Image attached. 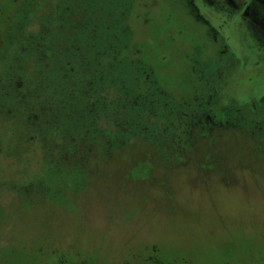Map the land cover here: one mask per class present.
I'll list each match as a JSON object with an SVG mask.
<instances>
[{"label": "rangeland", "instance_id": "obj_1", "mask_svg": "<svg viewBox=\"0 0 264 264\" xmlns=\"http://www.w3.org/2000/svg\"><path fill=\"white\" fill-rule=\"evenodd\" d=\"M196 1L0 0V264H264V165L244 171L233 163L237 152L228 153L224 164L215 161L222 136L204 143L193 128L188 131L198 136L193 146L181 152L183 160L171 156L167 167L151 166L147 148L133 146L109 161L96 159L89 167L73 173L61 168L57 174L59 165L43 164L40 145L28 138L22 122L26 101L20 93L42 86L38 78L47 68L41 62L44 47L29 45L35 37L47 33L50 38L79 7L101 15L102 30L106 15L114 21L125 12L128 46L119 58L138 79L137 92L147 89L150 77L162 95L152 98L151 110L141 118L152 121L153 135L164 133L172 145L166 148L175 155L187 135V127L178 123L181 107L194 90H202L201 78L210 76L202 64L216 63L222 53L216 24L204 23L200 14L208 18L207 10ZM216 1L233 14L244 6L243 0ZM249 4L241 17L264 32V0ZM70 26L64 45L88 46L89 36L74 31L75 22ZM54 67L53 72L63 70ZM244 74L236 72L239 78ZM214 115L220 116L216 109ZM97 125L103 127V119ZM259 133L264 139V130ZM235 136L224 138L228 144L243 140ZM133 170L149 184L135 182Z\"/></svg>", "mask_w": 264, "mask_h": 264}, {"label": "trees", "instance_id": "obj_2", "mask_svg": "<svg viewBox=\"0 0 264 264\" xmlns=\"http://www.w3.org/2000/svg\"><path fill=\"white\" fill-rule=\"evenodd\" d=\"M243 3L244 6H241L238 13L233 14L216 0L196 1L197 7L202 6L199 8H203L205 12L207 10L208 18L203 13L200 14L204 23L210 25L212 20L215 21L222 42V53L216 63L208 60L202 64V69L210 76L201 78L203 81L199 85L202 90H194L187 103L181 107L183 113L178 123L187 127L184 141L186 145L175 146L178 150L175 155L171 154L175 149L170 152L166 148L172 145L170 141L166 142L164 133L163 136L158 133L153 135L152 121L147 117L141 118L145 110H151L152 98L162 95L153 89L150 77H146L149 80L147 89L142 93L137 92L134 85L138 79L135 80L134 75L129 73V64L119 58L120 52L128 46L125 12H122L123 17L114 21H110L111 15L108 12V23L102 30L99 20L101 15L79 7L75 13H68L66 26L60 23L50 32V38L47 33L35 37L36 42L29 45L32 44V48L37 49L44 47L41 50V62L47 68L43 67L44 77L38 78V83L42 86L31 87L26 94L25 91L20 93L26 101L21 106L20 113L28 138L40 145L43 164L59 165L58 172L55 171L57 174L61 168H66L64 171L70 169L73 173L76 167L88 166L90 161L95 162L96 159L109 161L136 146L135 148H147L145 154L151 166L163 164V167H167L171 156L183 160L181 152L185 147H192L198 137L191 136L188 132L195 128L200 131L204 143L208 140L212 143L214 134L222 136V147L219 148V144L215 146L221 152L215 153V161L222 159L224 164L228 153L237 152L233 163L236 161L235 164L241 165L244 171L264 165V139L259 133V130H264V32L241 17L244 7L250 5L249 0H243ZM73 22L76 25L74 31L80 34L85 32L89 36L88 46H78L79 49L74 46L71 50V47L64 45ZM53 32L58 36L54 38L55 46L51 45ZM249 35L251 39L247 38ZM54 47L60 49L58 53H54ZM57 64L63 70L53 72ZM239 71L245 72L242 78L236 75ZM247 71L252 73L246 75ZM218 77H223L224 80H218ZM211 80L213 86L210 84ZM207 92V96H204ZM38 98L42 100L41 104L38 103ZM211 103L220 115L218 118L214 117L215 109L208 108ZM181 108L178 107L179 111H182ZM149 111L147 116L151 117L152 111ZM203 113L205 114L202 115ZM204 116L210 120L204 123ZM190 117L195 119L188 122L187 118ZM99 119H103V127L97 125ZM227 135L242 136L243 140L228 144L230 141L224 138ZM236 136L234 139H237ZM177 141L176 137L174 143ZM227 144L229 149L224 148ZM221 149L225 150L220 151ZM206 152L205 149L204 154ZM211 155L214 156V153ZM135 156L137 158L132 159L133 165L139 161L138 155ZM219 165L222 164H214L215 172H219L216 170ZM139 166H144V163ZM197 167L207 168L208 165ZM133 180L149 184V179L136 175L135 170Z\"/></svg>", "mask_w": 264, "mask_h": 264}, {"label": "flooded vegetation", "instance_id": "obj_3", "mask_svg": "<svg viewBox=\"0 0 264 264\" xmlns=\"http://www.w3.org/2000/svg\"><path fill=\"white\" fill-rule=\"evenodd\" d=\"M241 4H242V3H241ZM241 4H240V5H241ZM240 8H241V7H240ZM212 21H213V24H214V23H215V21H214V20H212Z\"/></svg>", "mask_w": 264, "mask_h": 264}]
</instances>
